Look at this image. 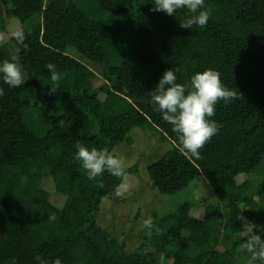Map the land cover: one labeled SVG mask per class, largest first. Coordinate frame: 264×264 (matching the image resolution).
<instances>
[{
  "label": "trees",
  "instance_id": "obj_1",
  "mask_svg": "<svg viewBox=\"0 0 264 264\" xmlns=\"http://www.w3.org/2000/svg\"><path fill=\"white\" fill-rule=\"evenodd\" d=\"M6 1L25 25L28 47L11 40L30 80L28 88H10L0 79V264H28L29 254L68 264L76 251L108 264H158L162 252L167 264H247L244 238L253 231L264 236V0H205L210 19L192 29L179 26L190 15L186 8L172 16L152 12L153 0ZM84 40L98 49L99 74L77 57ZM12 57L0 51V63ZM48 63L61 76L54 93ZM169 69H178L181 84L216 70L225 87L243 94L215 106L210 119L222 127L200 159L180 150L151 102L149 93ZM145 126L172 145L146 168L149 188L172 196L202 178L214 204H203L201 217L186 201L167 216L152 213L163 234L142 230V245L128 251L98 220L121 179L105 172L90 181L74 145L112 153ZM237 164L242 182L233 174ZM126 171L135 175L137 168Z\"/></svg>",
  "mask_w": 264,
  "mask_h": 264
},
{
  "label": "clouds",
  "instance_id": "obj_2",
  "mask_svg": "<svg viewBox=\"0 0 264 264\" xmlns=\"http://www.w3.org/2000/svg\"><path fill=\"white\" fill-rule=\"evenodd\" d=\"M152 12H164L169 16L175 15L177 10L186 8L190 15L179 22L183 29H192L193 26L203 28L207 25L211 12L205 8V0H153ZM18 45L27 48L25 33L15 30L11 33ZM51 73L50 92H55L61 79L60 73L52 63L45 65ZM176 71L166 70L159 79L155 88L149 93L155 110L162 114V119L171 125L172 131L176 133L178 146L182 152L200 159V150L218 134L222 125L210 119L215 115V106L219 102L225 105L234 100L243 99V94L225 87L220 79V73L213 69H206L191 76L188 84L177 83ZM0 79L3 84L10 88H18L24 85L25 79L17 57L10 60L5 59L0 63ZM4 95L3 87H0V96ZM74 159L80 163L87 173V178L92 181L102 176L105 172L119 177L121 183L116 187L117 196L128 191V173L123 159L118 158L111 152L89 149L82 142L76 141ZM102 187V185H101ZM55 220L54 214L49 216ZM142 228L146 234L151 236L153 231L162 235L163 230L154 225L152 218L142 221ZM242 250L249 253L247 264H264V236L253 231L244 238ZM38 264H62L59 258L48 261L40 256L35 257ZM158 264H167L165 253H160Z\"/></svg>",
  "mask_w": 264,
  "mask_h": 264
},
{
  "label": "rangeland",
  "instance_id": "obj_3",
  "mask_svg": "<svg viewBox=\"0 0 264 264\" xmlns=\"http://www.w3.org/2000/svg\"><path fill=\"white\" fill-rule=\"evenodd\" d=\"M6 6H0V51H4L10 57L15 55L12 48V35L15 30H24L25 25L14 19L11 13V7L6 0H0ZM42 42L55 48L56 42L47 35L42 36ZM80 55L77 57L80 61L89 66L94 72L99 74L101 65L98 61V49L89 41H81L78 46ZM25 87L28 88L26 72H23ZM30 83V82H29ZM31 84V83H30ZM31 97V94L28 95ZM33 99L40 103V95L33 92ZM131 144H119L112 154L124 160L126 168L136 167L135 175L128 176L130 188L123 195L117 196L112 202L103 200L100 206L98 216L99 225H102L111 233L113 239L119 242H125L128 251H133L142 245L139 238L142 228V221L152 213L158 217H164L172 214L183 202L194 204V214L197 217L203 215L202 206L205 203L214 204L211 195V188L202 178L192 181L189 186L172 196L161 195L153 191L150 184L146 168L158 161L165 153L172 149L169 141L163 137L153 127L145 126L143 128H135L129 133ZM234 177L238 182L245 180L240 164L234 169ZM148 182V183H147ZM139 215V217H137ZM137 217V219H136ZM126 249V250H127ZM35 255L29 254L27 257L28 264H33ZM68 264H108L102 262L96 253L89 251H76L69 257ZM245 264V263H244Z\"/></svg>",
  "mask_w": 264,
  "mask_h": 264
},
{
  "label": "water",
  "instance_id": "obj_4",
  "mask_svg": "<svg viewBox=\"0 0 264 264\" xmlns=\"http://www.w3.org/2000/svg\"><path fill=\"white\" fill-rule=\"evenodd\" d=\"M133 102H135V101H133Z\"/></svg>",
  "mask_w": 264,
  "mask_h": 264
}]
</instances>
